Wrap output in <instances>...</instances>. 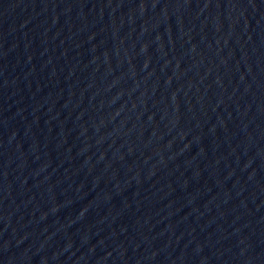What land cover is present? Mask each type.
I'll return each mask as SVG.
<instances>
[{
  "label": "water",
  "instance_id": "95a60500",
  "mask_svg": "<svg viewBox=\"0 0 264 264\" xmlns=\"http://www.w3.org/2000/svg\"><path fill=\"white\" fill-rule=\"evenodd\" d=\"M0 264H264V0H0Z\"/></svg>",
  "mask_w": 264,
  "mask_h": 264
}]
</instances>
